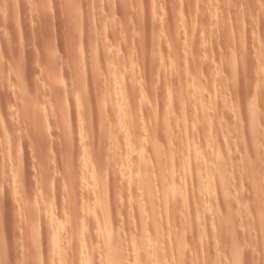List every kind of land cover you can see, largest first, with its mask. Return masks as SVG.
<instances>
[{
  "label": "rangeland",
  "instance_id": "1",
  "mask_svg": "<svg viewBox=\"0 0 264 264\" xmlns=\"http://www.w3.org/2000/svg\"><path fill=\"white\" fill-rule=\"evenodd\" d=\"M172 148L185 162L224 160L233 246L242 264H264V223L244 174L257 162L264 183V0H0V264H105L110 249L133 264L152 208L133 167L147 160L155 174L165 161L155 157ZM193 176L184 204L209 220L200 238L194 222L186 228L180 260L231 264L212 228L223 200L217 192L200 210L188 199Z\"/></svg>",
  "mask_w": 264,
  "mask_h": 264
},
{
  "label": "bare ground",
  "instance_id": "2",
  "mask_svg": "<svg viewBox=\"0 0 264 264\" xmlns=\"http://www.w3.org/2000/svg\"><path fill=\"white\" fill-rule=\"evenodd\" d=\"M221 6V5H220ZM109 10V9H108ZM224 11V10H223ZM223 17V16H222ZM103 27V25H102ZM172 31V30H171ZM164 37V36H163ZM166 37V36H165ZM175 39V38H174ZM170 43V42H169ZM173 44V43H172ZM230 55V54H229ZM234 56V55H233ZM232 56V57H233ZM195 58V57H194ZM232 61H235V59ZM234 63V62H232ZM231 63V64H232ZM196 65V64H195ZM174 66V65H173ZM198 66V65H197ZM233 66V65H232ZM235 66V64H234ZM197 70V68H194V70ZM195 70V71H196ZM196 73V72H194ZM197 74V73H196ZM165 75V74H164ZM183 76V75H182ZM116 77V76H115ZM195 79L197 78V76H195ZM179 78V77H178ZM181 78V77H180ZM123 79V78H122ZM185 79V78H184ZM197 80V79H196ZM198 81V80H197ZM181 82V81H180ZM195 85V84H194ZM118 86V85H117ZM115 90V89H114ZM169 93V92H168ZM181 93V92H180ZM255 93V92H254ZM183 94V93H182ZM256 94V93H255ZM74 95V94H73ZM115 95V94H114ZM254 95V94H253ZM75 96V95H74ZM169 96V94H168ZM149 97V96H148ZM171 97V95H170ZM180 97V96H179ZM195 97H196V94H195ZM171 99V98H170ZM180 100H182L181 98H179ZM253 100V99H252ZM149 101V100H148ZM203 101V100H202ZM82 102V101H81ZM263 102V101H262ZM85 103V102H84ZM126 103V102H125ZM128 104V103H127ZM168 104V103H167ZM171 104V102H170ZM84 105V104H83ZM172 105V104H171ZM178 105V104H177ZM127 106V105H126ZM117 107V105H116ZM124 108H125V104H124ZM168 108V107H167ZM172 108V107H171ZM209 108V107H208ZM123 109V108H122ZM121 109V110H122ZM254 109V108H253ZM152 110V109H151ZM183 110V109H182ZM124 111V110H122ZM82 112V111H81ZM120 114V113H119ZM133 114V113H132ZM129 115V114H128ZM120 116V115H119ZM124 116V115H123ZM180 116V115H179ZM198 117V116H197ZM82 118V117H81ZM126 118V117H125ZM255 118V116H254ZM253 118V119H254ZM83 119V118H82ZM121 119V118H120ZM196 119V118H195ZM200 119V118H199ZM125 120V119H124ZM192 120V119H191ZM197 120V119H196ZM124 122V121H123ZM205 122V121H204ZM134 123V122H133ZM168 124H169V128H170V120L167 121V127H168ZM140 125V124H139ZM203 125V124H202ZM207 126V125H206ZM160 129V128H159ZM168 129V128H167ZM252 129V128H251ZM156 130V129H155ZM201 130V129H200ZM256 130V128H255ZM254 128L252 129L253 131V134H254ZM141 131V130H140ZM158 131V130H157ZM167 131V130H166ZM154 131L152 130V134H155V132L153 133ZM150 133V134H151ZM140 134V133H139ZM151 134V135H152ZM168 134V133H167ZM166 134V135H167ZM200 134H198L199 136ZM203 135V134H202ZM204 135H205V132H204ZM203 135V136H204ZM253 139L255 138V140L257 141V136L256 134H254ZM129 137V136H128ZM200 137V136H199ZM151 138V136H150ZM157 138V137H156ZM155 138V139H156ZM197 138V137H196ZM209 138V137H208ZM146 140V139H145ZM148 140V139H147ZM203 140V139H202ZM253 141V144L256 142V141ZM195 141V140H194ZM204 141V140H203ZM215 141V139H214ZM132 142V141H131ZM143 142V141H142ZM155 142V141H154ZM216 142V141H215ZM145 143V142H143ZM160 143V142H159ZM177 143V142H176ZM153 144V143H152ZM191 144V143H190ZM204 144V143H203ZM228 144V143H227ZM257 144V143H255ZM254 144V145H255ZM259 144V143H258ZM150 145V144H149ZM161 145V144H160ZM156 146V145H155ZM227 146V145H226ZM155 148V147H154ZM174 148V147H173ZM172 150L169 152V155L167 157H165L163 160L162 157L161 159H159L158 157H155L156 158V161H155V165H158L160 164V162H163L164 160V164L161 163V165L163 164V166H159V168H157L154 176L151 172L148 171V168H149V164H146L147 163V160L145 162H142L140 159L138 161V164H136V166L133 167V176L135 175L137 178H139V182L141 184V187H142V192L143 190L146 192V195L147 198L145 199L147 201V204L149 203L150 204V207L154 208L153 205H151L152 203L151 202H154L152 201V199L154 200V198H152L153 196V193L156 194L157 192V196H158V199H159V202L161 203V206L158 210L159 211L158 213L160 214V216H158L156 210L154 209V213H153V209L151 208L148 212L149 216L146 217V219H143L142 221V228L144 229L142 233V238L139 242V246L136 248L133 249V254H131V260H133V264H184L183 261L180 260V256L183 254V250H184V245H185V238H186V234H185V230L186 228L190 227L191 223L194 222V225L195 227L198 229V237L200 238L201 237V230L202 229V220H204L205 218H201L202 216H204L205 212L203 210V214L200 213V212H197L195 213L194 215L191 213L189 215V212L191 210V208H193V206L191 205H201L202 203L208 201V200H213L215 198V196L218 195V193L220 194V196L218 195L217 197H221V199L223 200V210L225 211V213L223 212L224 214V219H222L220 213L218 214V211L216 212V210H214L216 213L215 216H214V219H216L217 223L214 222V226L212 228L216 229L217 227V233H221V237H225L227 240H228V246H229V255L231 257V264H242V252L234 247V243H235V240H236V237H237V223H236V218H235V212H234V209H233V197L231 196V185H232V181H233V174L231 172V170L226 167L225 163H224V160L222 161L221 158H219L220 155H218V157H215L212 161H208L207 162V159L204 158V159H200V157L197 155V154H194L195 156V159L193 162H191L190 160H187L186 162L184 161L183 157H178L179 160H177V164L179 165V171H175V168H174V161H173V156L175 155V152L174 150ZM256 148V147H255ZM137 149V148H136ZM178 149V148H177ZM187 149V148H186ZM257 149V148H256ZM153 150V149H152ZM158 150V149H156ZM178 151V150H177ZM228 151V150H227ZM156 152V151H155ZM162 152V151H161ZM187 152V151H186ZM135 153V152H134ZM179 153V152H178ZM154 155V154H153ZM158 156V153H155V156ZM163 155V153H162ZM167 155V153L165 154ZM177 155V154H176ZM180 155V154H178ZM213 155V154H212ZM144 156V155H143ZM142 156V157H143ZM159 156H160V153H159ZM176 156H174L175 158ZM176 157V159H178ZM174 159V160H176ZM143 160V158H142ZM157 160H159L157 162ZM162 160V161H161ZM206 160V161H205ZM132 161V160H131ZM204 161L206 163H204ZM260 161V160H259ZM127 162V161H126ZM130 161H128L129 163ZM135 162V161H134ZM127 163V164H128ZM133 163V162H132ZM136 163V162H135ZM158 163V164H157ZM193 163V164H192ZM154 164V162H153ZM261 164V163H260ZM247 165V164H246ZM255 166L252 165V163L249 165V167L247 168V173H245L244 171V174H246L245 178H248L246 181H248V186L250 187L251 189V195L253 196V203H254V207H256V213L259 214V218H260V222L259 224H263L264 223V220H263V216H262V211H261V202L263 200L262 196H263V188H262V185H264L263 183V180H262V176L260 174V167L258 166L259 164H257V162L254 164ZM256 165L259 167H256ZM133 166V165H132ZM148 166V167H147ZM89 178H90V183L92 185V182H93V186L91 187V190H92V193H93V198H95V167H93L92 164H90L89 166ZM245 168V167H244ZM159 169V170H158ZM116 170V169H115ZM178 170V169H177ZM194 173H193V171ZM241 170V169H240ZM243 170V169H242ZM122 171V170H121ZM239 171V170H238ZM85 172V171H84ZM116 172V171H115ZM115 172H114V175H115ZM187 172V174L192 178V174H194L193 177H195L194 180H196V182H194V188H193V191L191 192V195L189 194L188 195V199L192 197H194L195 201V204H193L194 200H192V204H190L189 207L185 206L184 202L186 201V198L187 196H185L182 192L183 190L186 188V185L188 183V179H186V177L188 178L189 176H185V173ZM135 173V174H134ZM128 174V173H127ZM191 174V175H190ZM242 175V173H241ZM248 175V176H247ZM116 176V175H115ZM136 177H134L136 179ZM85 178V177H84ZM115 178V177H113ZM132 179L131 180H135ZM177 179V180H176ZM84 180V179H83ZM117 181V180H116ZM187 181V183H186ZM128 182V181H127ZM14 183V182H13ZM89 183V184H90ZM130 185L133 183V182H128ZM177 183V184H176ZM136 184V183H135ZM140 184H137L138 186ZM215 184H218V191L216 189H214V185ZM242 184V183H241ZM193 185V184H191ZM240 185V184H239ZM137 186V187H138ZM204 186L207 188L210 187L209 190H204ZM134 186H132V189H133ZM135 187V188H137ZM216 187V186H215ZM206 188V189H207ZM88 189L89 188V185H88ZM191 189V188H190ZM116 190V189H115ZM189 190V189H188ZM233 190V189H232ZM89 191V195H91V191ZM156 191V192H155ZM191 191V190H190ZM218 192V193H217ZM114 193V192H113ZM190 193V192H189ZM116 194V193H115ZM155 194H154V197H155ZM217 194V195H216ZM99 196V195H98ZM117 196V195H116ZM150 196V197H149ZM115 197V196H114ZM136 198V197H135ZM262 198V200H261ZM139 199V198H138ZM158 199H157V202H158ZM232 202H231V200ZM215 200V199H214ZM213 200V201H214ZM95 201V200H94ZM215 202V201H214ZM213 204L210 202L209 205H211V207H208V210H211L212 206L217 202H215ZM139 203V201H138ZM143 203V201L141 202ZM155 203V202H154ZM233 205H232V204ZM259 203V205H258ZM182 204V205H181ZM208 205V204H207ZM216 205V204H215ZM137 206V205H136ZM139 206V205H138ZM143 206V205H142ZM139 210L141 211V205L139 206ZM144 207V206H143ZM142 207V208H143ZM194 207H198V206H194ZM202 207L199 206V208ZM214 207V206H213ZM217 207V206H216ZM207 209V206L205 207ZM210 208V209H209ZM202 208H200L201 210ZM205 209V210H206ZM97 210V209H96ZM144 210V208H143ZM152 210V211H151ZM175 212L177 213L176 217L178 216V218L180 219L179 220V223H180V230L177 232V233H173V231L171 230L172 227H174L175 229V226H173V223L174 220H175V215H172L173 218H171V215L169 216L170 212ZM193 212H195L193 209H192ZM156 212V213H155ZM209 212V211H208ZM208 212H206L205 214V217L208 218V215L207 214ZM135 213V212H134ZM95 214V213H94ZM143 214V213H142ZM146 214V215H148ZM152 214H155V215H152ZM157 214V217H155ZM210 214H213V212H211ZM213 214V215H214ZM145 215V214H144ZM145 215V216H146ZM192 215V217H191ZM207 215V216H206ZM255 215V213H254ZM140 216V215H139ZM52 217V216H51ZM159 217V218H158ZM211 217V216H210ZM237 217V216H236ZM139 218V217H138ZM158 218V219H157ZM256 218V217H255ZM202 219V220H201ZM240 219V218H239ZM141 220V219H140ZM209 220V218H208ZM51 221V220H50ZM139 221V220H138ZM256 221V220H255ZM204 222V221H203ZM207 222V220H206ZM205 222V223H206ZM258 222V221H257ZM256 222V223H257ZM212 223L213 222H210L211 226H212ZM177 224V223H176ZM175 224V225H176ZM245 224V223H244ZM258 224V225H259ZM137 225V223H136ZM146 225V230L144 228V226ZM172 226V227H171ZM260 226V225H259ZM97 227V226H96ZM216 227V228H215ZM57 228V227H56ZM223 228V229H222ZM237 228V229H236ZM173 229V230H174ZM212 230L213 233L215 230ZM176 230V229H175ZM211 230V229H210ZM219 230V232H218ZM142 231V230H141ZM140 231V232H141ZM189 232V230L187 231ZM262 232V231H261ZM212 233V232H211ZM205 234V233H204ZM203 234V235H204ZM216 234V233H215ZM214 234V235H215ZM223 234V236H222ZM260 234V233H259ZM192 235V234H191ZM190 235V236H191ZM210 235V234H209ZM56 236V235H55ZM205 236V235H204ZM141 237V236H139ZM138 237V238H139ZM218 238V236H215ZM220 237V238H221ZM56 238V237H55ZM107 238V237H106ZM190 238V237H189ZM195 238V237H194ZM216 238V240H217ZM170 239L173 240V242H170ZM198 239V238H197ZM139 240V239H138ZM208 240V239H207ZM261 240L262 242L264 241V232L261 233ZM94 241V240H93ZM206 242V240H205ZM213 242V241H212ZM218 242V241H217ZM216 242V243H217ZM261 242V241H260ZM188 243V242H187ZM192 243V242H191ZM197 243V241H196ZM147 244H149L148 246H146ZM199 244V243H198ZM223 244V243H222ZM264 244V243H263ZM262 245V244H261ZM222 246V245H221ZM248 246V245H247ZM109 248H111V246H108ZM192 247V246H191ZM219 247V246H218ZM264 247V246H263ZM241 248V247H240ZM246 248V247H245ZM107 249V248H106ZM58 250V249H57ZM242 250V249H241ZM247 250V249H245ZM106 251V250H105ZM110 251V252H109ZM108 253L106 256V263L105 264H125L126 261H123V257L121 256L122 254L120 252H117L119 254L116 255L115 253L112 254L111 252V249L109 250ZM194 251V250H193ZM210 251V250H209ZM127 252V251H126ZM186 252V251H185ZM241 252V253H240ZM63 253H65V251L63 250V248H61V251H60V256L59 257H63ZM73 253V251H72ZM58 254V253H57ZM115 254V255H114ZM186 254V253H185ZM214 254V253H213ZM66 255V254H65ZM64 255V256H65ZM72 255V254H71ZM102 255V254H101ZM127 255V254H126ZM218 255V254H217ZM249 255V254H247ZM253 255V254H252ZM58 256V255H57ZM183 256V255H182ZM193 256V254H192ZM72 257V256H71ZM122 257V258H121ZM184 257V256H183ZM250 257V256H249ZM50 259V257H49ZM59 260V263H60V258H58ZM187 259V258H186ZM185 259V260H186ZM190 259V258H189ZM225 259V258H224ZM248 259V258H246ZM62 260V259H61ZM217 260V259H216ZM245 260V259H244ZM52 262V260H51ZM64 262V261H63ZM186 262V261H185ZM220 262V261H219ZM83 263V262H82ZM131 263V262H130ZM64 264V263H62ZM66 264V263H65ZM127 264V263H126Z\"/></svg>",
  "mask_w": 264,
  "mask_h": 264
}]
</instances>
